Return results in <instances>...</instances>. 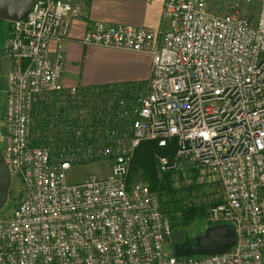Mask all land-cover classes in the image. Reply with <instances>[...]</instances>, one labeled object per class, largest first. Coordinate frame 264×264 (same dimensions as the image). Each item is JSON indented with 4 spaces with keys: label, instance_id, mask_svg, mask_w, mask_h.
Wrapping results in <instances>:
<instances>
[{
    "label": "built area",
    "instance_id": "2783aa9c",
    "mask_svg": "<svg viewBox=\"0 0 264 264\" xmlns=\"http://www.w3.org/2000/svg\"><path fill=\"white\" fill-rule=\"evenodd\" d=\"M79 13L73 0H33L23 18L9 21L1 45L11 67L0 153L24 196L0 216V264H264V0L255 20L237 0L223 14L206 0H165L164 28L94 22L83 44L150 55L139 93L64 84V57L51 44ZM53 96L58 111L41 114L50 118L48 143L34 145L33 112ZM112 102L129 119L125 130L108 126L100 112L99 136L94 127L71 131L85 108L76 104ZM142 141L175 143L172 158L157 157L160 171L184 162L217 177L222 199L207 215L235 227L230 249L188 257L166 251L168 215L147 183L128 181ZM84 160L106 161L107 174L68 183L66 172Z\"/></svg>",
    "mask_w": 264,
    "mask_h": 264
},
{
    "label": "crops",
    "instance_id": "0c3cea01",
    "mask_svg": "<svg viewBox=\"0 0 264 264\" xmlns=\"http://www.w3.org/2000/svg\"><path fill=\"white\" fill-rule=\"evenodd\" d=\"M164 1L73 0L80 7V13L72 19L68 35L60 42L51 44L53 54L60 52L64 57V84L76 85L84 90L95 87L107 90L116 88L127 93L141 92L150 76L149 54L83 44L81 38L96 21L158 29L165 21ZM221 4L224 5L223 2ZM213 9L216 8L210 7L209 10ZM9 28L10 23L6 35ZM8 62L7 70L11 67L9 59Z\"/></svg>",
    "mask_w": 264,
    "mask_h": 264
},
{
    "label": "rangeland",
    "instance_id": "374dc122",
    "mask_svg": "<svg viewBox=\"0 0 264 264\" xmlns=\"http://www.w3.org/2000/svg\"><path fill=\"white\" fill-rule=\"evenodd\" d=\"M233 1L235 0H207V5L209 6V9L210 7H215L216 9H213L214 12L223 14L229 12L230 5ZM237 1H239L241 4V13H243L249 19L255 20L259 11L260 0H249L248 2L245 0ZM221 2H223L224 5L221 4ZM166 23L167 22L165 20L161 28L166 27ZM8 24L9 21L0 19V127L2 126L3 104L5 98L4 88L9 65L8 58L4 57V55L1 53V45L6 36ZM57 100L58 99L55 96L51 97L50 101L47 103V107L41 108L39 112L42 114L44 111L46 113H50V115L54 111L57 112L59 109L57 108ZM38 104H40V102ZM102 105L103 108L96 109L93 105L86 106L85 104H76L78 108H85H83L82 112L79 114L80 117H78V119L69 123L71 126V131L75 130L76 132L80 128H86L87 126L94 127V136H99L100 134L98 133V128L103 122L100 112L108 113L105 114L107 117H109L107 124L108 126H114L115 124L118 126V128L125 130V128L128 126L129 119H126L127 117H120L116 114V106L114 105V102H112L110 106L107 103H102ZM107 107L110 108L107 109ZM33 114L37 115V112L34 111ZM103 115L104 114H102V116ZM43 121L44 129L46 126H48L50 118L46 116ZM32 124L31 127L33 126ZM126 131L128 133V128ZM31 133L33 136L32 130ZM49 136H53V134L51 133ZM57 139L58 137H55V141ZM176 165L174 167L176 169V173L170 177V193H165L161 200H165L167 198H179L181 204H200L205 207V210L202 215L194 217V219L188 221L185 223V225L176 224V226L172 227L170 243L166 246V251L169 253L173 252V244L183 242L185 239H194L196 236L202 234L206 227L214 224H221L214 223L213 221L209 220L207 215L208 208L217 204L222 199V187L217 177L209 174L206 171L204 173L199 172V175H196L195 172L189 170V168L192 167V165L189 163H177ZM107 172L108 164L106 161L84 160L76 163V165L72 166V168L66 172V180L68 183H78L85 180L90 174L105 176ZM10 177L11 184L9 194L4 206L0 209L1 217H9L13 208L24 196V188L20 176L10 172ZM138 181L144 182V180L140 179ZM168 205L171 206L170 203Z\"/></svg>",
    "mask_w": 264,
    "mask_h": 264
},
{
    "label": "trees",
    "instance_id": "16d2710c",
    "mask_svg": "<svg viewBox=\"0 0 264 264\" xmlns=\"http://www.w3.org/2000/svg\"><path fill=\"white\" fill-rule=\"evenodd\" d=\"M43 107L46 108L44 103L37 104V106L35 107L37 115L33 114V137L31 142L34 145L48 143L46 139V128L43 129V117L39 112L41 110L40 108ZM174 152V142L165 147H159L155 141H142L135 150L128 178L129 183L136 182L140 179L144 180V182L148 184L150 190L155 192V194L157 195L161 205V210L166 215H168L172 227L176 226V224L185 225V223L194 219V217L202 215L205 210V207L200 204H181L179 198H167L165 200H161L162 196L165 193H170V177L174 173H176V169L174 168V166L165 171H160L157 166V157L159 155H166L167 157L172 158ZM189 170L195 172L196 175H199V171L197 168L192 166L189 168ZM169 203L171 204V206L168 205ZM162 205L163 207H165L163 208Z\"/></svg>",
    "mask_w": 264,
    "mask_h": 264
},
{
    "label": "water",
    "instance_id": "95a60500",
    "mask_svg": "<svg viewBox=\"0 0 264 264\" xmlns=\"http://www.w3.org/2000/svg\"><path fill=\"white\" fill-rule=\"evenodd\" d=\"M33 0H0V19L14 21L23 18ZM9 168L0 153V209L4 206L10 189ZM236 241V231L232 224L210 225L193 240L173 244V255L188 257L222 253L230 249Z\"/></svg>",
    "mask_w": 264,
    "mask_h": 264
}]
</instances>
